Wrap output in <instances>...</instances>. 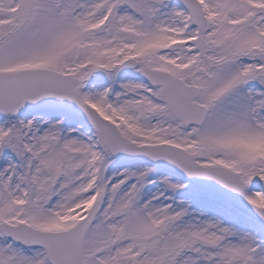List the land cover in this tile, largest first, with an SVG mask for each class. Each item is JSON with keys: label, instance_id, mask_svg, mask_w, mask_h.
Here are the masks:
<instances>
[{"label": "snow or ice", "instance_id": "1", "mask_svg": "<svg viewBox=\"0 0 264 264\" xmlns=\"http://www.w3.org/2000/svg\"><path fill=\"white\" fill-rule=\"evenodd\" d=\"M0 264H264V0H0Z\"/></svg>", "mask_w": 264, "mask_h": 264}]
</instances>
